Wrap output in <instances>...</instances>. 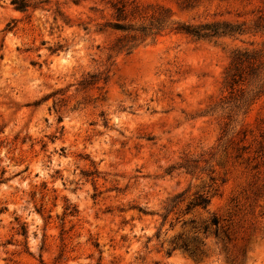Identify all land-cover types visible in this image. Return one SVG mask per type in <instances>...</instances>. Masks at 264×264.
Wrapping results in <instances>:
<instances>
[{
	"label": "rangeland",
	"instance_id": "obj_1",
	"mask_svg": "<svg viewBox=\"0 0 264 264\" xmlns=\"http://www.w3.org/2000/svg\"><path fill=\"white\" fill-rule=\"evenodd\" d=\"M27 2L0 0V264H264V31L176 29L253 27L264 0ZM123 4L125 24L165 18L129 54L97 31ZM237 50L261 67L232 88Z\"/></svg>",
	"mask_w": 264,
	"mask_h": 264
},
{
	"label": "trees",
	"instance_id": "obj_2",
	"mask_svg": "<svg viewBox=\"0 0 264 264\" xmlns=\"http://www.w3.org/2000/svg\"><path fill=\"white\" fill-rule=\"evenodd\" d=\"M12 3L20 10H27L29 8V3L27 0H12ZM116 9V21H109L103 24L97 31L99 33H108L112 31H120V35L115 43L113 48L118 52H126L127 54L131 53L133 49L139 44L138 40H144L147 36L161 32L165 27V18L157 17L155 21H152L149 25H141L135 27L134 24H125L122 22V19L127 17L126 5H114ZM178 32L186 33L190 36H193L197 39H212L218 38L221 36L235 35V34H245L252 31H264V16H261L254 22L253 27L246 26L245 23H234L231 21H210L200 24H179L176 28ZM262 53L257 50H237L232 59V64L230 70L228 71L229 85L234 87L236 84H239L243 80L244 75L249 73L250 75L257 76L259 69L261 67L260 58ZM92 79L86 81L85 84H91L92 82L99 80L97 75H92ZM184 192L178 195H175L169 203L167 209V214L163 216V219L166 220L169 213L184 199ZM211 198L205 193H197L186 205V210L190 211L193 208L201 207L207 208L210 204ZM192 222H194L192 220ZM220 220L219 217L213 216L209 221H204L200 225V229L203 233H214L215 235H220ZM226 239L230 240L231 237L229 234H225ZM181 237H176L172 240L173 247L169 250L170 252L181 249L190 254L195 255L199 248L190 244L187 241L180 240Z\"/></svg>",
	"mask_w": 264,
	"mask_h": 264
}]
</instances>
